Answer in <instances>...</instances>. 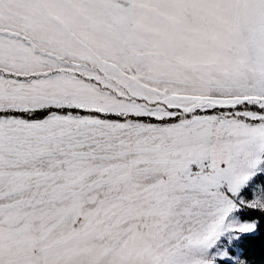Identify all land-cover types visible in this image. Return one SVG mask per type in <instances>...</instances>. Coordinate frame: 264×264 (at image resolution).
Listing matches in <instances>:
<instances>
[{"label":"snow or ice","instance_id":"obj_1","mask_svg":"<svg viewBox=\"0 0 264 264\" xmlns=\"http://www.w3.org/2000/svg\"><path fill=\"white\" fill-rule=\"evenodd\" d=\"M0 264H264V0H0Z\"/></svg>","mask_w":264,"mask_h":264}]
</instances>
